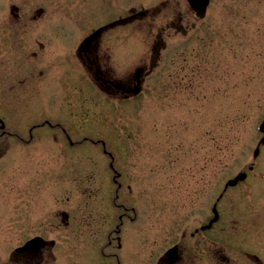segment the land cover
<instances>
[{"label": "flooded vegetation", "instance_id": "1", "mask_svg": "<svg viewBox=\"0 0 264 264\" xmlns=\"http://www.w3.org/2000/svg\"><path fill=\"white\" fill-rule=\"evenodd\" d=\"M215 1L201 17L202 0H0V264H264L263 133L222 188L201 184L185 198L194 215L187 200L160 202L153 192L146 233L141 212L129 205L134 188L125 186L123 163L99 141L107 184L94 197L107 201L110 194L118 222L100 251L76 252L74 149L88 138L75 141L53 106L28 112L20 105L58 82L59 39L75 34L66 53L74 58L70 72L78 65L97 90L134 98L159 75L171 32L197 30ZM28 84L29 93L10 94ZM92 213L83 214L86 231L93 230ZM127 223H135V236L142 233L136 248L125 246ZM233 252H242L240 261Z\"/></svg>", "mask_w": 264, "mask_h": 264}, {"label": "rangeland", "instance_id": "2", "mask_svg": "<svg viewBox=\"0 0 264 264\" xmlns=\"http://www.w3.org/2000/svg\"><path fill=\"white\" fill-rule=\"evenodd\" d=\"M75 35V40L59 39L58 82H47L49 90L33 93L20 105L28 112L53 106L75 141L88 138V144L74 149L75 250L96 252L118 222L110 194L107 201L103 194L94 197L107 184L97 156L102 152L99 141L123 163L125 186L134 188L129 205L141 212L144 224L138 225L145 233L153 192L156 200L173 202L201 184L218 182L222 188L256 147L264 120V0H216L197 30L187 36L172 31L155 71L160 76L147 79L143 91L130 100L97 90L81 78L78 65L70 72L67 65L74 58L66 53L74 50ZM28 90L33 86L10 94ZM190 199H185L188 216L194 215ZM85 212H93L92 231L82 224ZM135 228L127 223L126 247L136 248L135 240L142 236L134 235ZM241 253L233 252L237 262Z\"/></svg>", "mask_w": 264, "mask_h": 264}, {"label": "water", "instance_id": "3", "mask_svg": "<svg viewBox=\"0 0 264 264\" xmlns=\"http://www.w3.org/2000/svg\"><path fill=\"white\" fill-rule=\"evenodd\" d=\"M199 1H201V0H199ZM202 3H203V11L201 12V17H203V15H204V11H205V8L207 7V3H208V0H202ZM198 7H196V9H197ZM98 36V34L96 33V34H94V35H92L91 37H89V38H87L85 41H84V43H83V46L85 45H87L88 43H91L96 37ZM141 92V88L140 87H137L136 89H135V91H134V95H137V94H139ZM260 131H263L264 132V121L262 122V124L260 125ZM263 141H264V138H263ZM240 177H242V176H239L238 178H236V180L238 181V179L240 178ZM236 180L235 181H229L227 184L228 185H232V184H234L235 182H236Z\"/></svg>", "mask_w": 264, "mask_h": 264}]
</instances>
